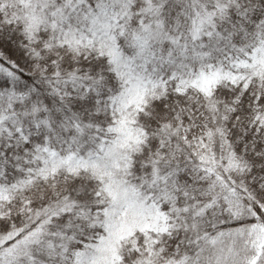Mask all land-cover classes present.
<instances>
[{
    "label": "snow or ice",
    "instance_id": "1",
    "mask_svg": "<svg viewBox=\"0 0 264 264\" xmlns=\"http://www.w3.org/2000/svg\"><path fill=\"white\" fill-rule=\"evenodd\" d=\"M0 264H264V0H0Z\"/></svg>",
    "mask_w": 264,
    "mask_h": 264
}]
</instances>
